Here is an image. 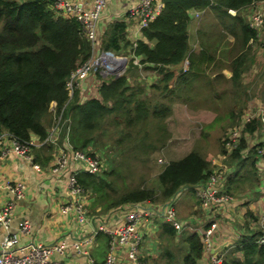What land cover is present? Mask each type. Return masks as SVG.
I'll list each match as a JSON object with an SVG mask.
<instances>
[{
    "label": "trees",
    "instance_id": "1",
    "mask_svg": "<svg viewBox=\"0 0 264 264\" xmlns=\"http://www.w3.org/2000/svg\"><path fill=\"white\" fill-rule=\"evenodd\" d=\"M259 1L164 0L161 14L142 31L143 38L134 50L127 39L128 21L113 22L104 33L100 47L117 55L131 56L129 65L151 70L160 76L158 83L151 85L152 92H146L141 86L131 85L126 73L119 77L96 73L101 80L97 96L83 90L84 86L89 89L88 77L70 97L67 84L72 73L92 54L80 24L56 10L54 0H0V130L23 140L35 135L44 141L62 114L60 138L68 135L69 143L76 150H86L91 156H97L96 152L87 148L111 132L114 142L126 149L119 152L120 166H114L110 172L102 166L99 174L78 176L90 192L92 208L100 207L102 213L108 214L129 204H166L180 191L204 184L212 174L211 161L200 151L192 150L184 158L169 162L157 177L155 188L127 189L116 196L113 191H117L118 185H112L111 176L131 171L134 166L128 159L142 160L149 150L168 145L170 134L166 119L171 116L174 96L183 99L188 92L199 91L201 78L207 80L217 99L220 97L217 92H246L244 63L249 50L245 51L255 42L256 32L244 16ZM207 10L214 12L221 33L226 30L235 39L229 51L232 62L227 66L232 74L230 78L223 72L212 78L206 72L205 65L216 59L219 41L211 38L213 45L204 42L198 54L189 43L191 11ZM185 64L188 68L181 72ZM250 65L251 62L248 68ZM229 83H232L229 89L222 88ZM53 103L56 107L52 110ZM249 108L239 119L231 116V130L241 131L239 147L229 152L224 142L227 135L222 140V155L230 157L232 162L238 161L237 166L248 161L242 158L248 147L246 136L258 137V133H263L260 116L244 123ZM258 147H264V141ZM177 234L170 223L161 225V237L168 246L174 245ZM263 235L254 233L247 237L224 257V264H264V245L259 244ZM184 239L186 253L183 249L177 253L167 251V257L162 256L168 260L167 264L200 263L204 254L201 237L193 233ZM236 252H241L243 259L234 257Z\"/></svg>",
    "mask_w": 264,
    "mask_h": 264
},
{
    "label": "crops",
    "instance_id": "2",
    "mask_svg": "<svg viewBox=\"0 0 264 264\" xmlns=\"http://www.w3.org/2000/svg\"><path fill=\"white\" fill-rule=\"evenodd\" d=\"M77 1L86 6L85 0ZM137 1L138 0H108L99 23V44L102 43L104 33L110 24L116 21H128L127 16L129 9L136 4ZM157 1L165 6L164 0ZM260 5L261 2L259 1L251 6V8H258ZM90 6L91 5L88 4L86 7L90 8ZM191 13L193 19L188 28L189 43L194 52L198 54L202 50L201 44H204V42H209L210 44L211 38H207L205 32H210L212 28L208 30L207 26L204 25L205 20L211 19L213 24L218 23V21L212 10L201 12L191 11ZM193 21H200V24L192 29ZM127 24V39L132 42V44L136 40L139 41L143 38L142 34H136L137 28L135 25ZM193 33L195 34L192 35ZM234 40L232 43H228L227 40V45H225L226 48L220 52V55L230 62H232V58L229 55V51L233 46ZM258 41L259 40H256L255 42ZM100 49L102 48L100 47ZM130 59L131 58H129V61ZM223 74H225V72H223ZM215 75L216 74L211 77L213 78ZM85 89H87L86 86H84L83 90ZM172 107H174V110L184 109V105L178 103H173ZM261 109L264 110V107L251 106L249 108V110L253 112ZM167 124L168 129L173 126L169 123V119L167 120ZM176 134L175 131L170 130V138L167 145V147H170L166 151H168L167 154L172 158L168 160V163L171 161H178L187 155L175 157L178 156L181 151L185 150L184 147L176 146ZM31 138L34 139L37 144L40 143L39 137L34 135ZM257 138H259V136L256 137V139ZM65 139L66 138L61 139L59 135L55 144H45L36 147L33 150L35 164H30L15 155H11L0 163V185L5 182L14 183L22 181L27 186L26 199L17 205L10 229L5 230L0 227V254L2 252L1 243L4 238L8 235L19 233V224L22 222H28L31 227V232L27 235L21 236L20 246L22 249L29 250L38 245L48 246L57 242H62L66 245L65 253L54 257V259H57L60 264H97L100 260L105 261L108 251L109 236L105 233H99L98 235L95 234L101 227H119L123 223V216L127 211V205L120 209L112 210L108 214H104L101 212L100 207H97L96 209L92 208L93 199H91L89 192L86 204L89 209L88 212L90 214L91 222L83 227L78 224L74 213H64L62 211V207L67 205L72 199L68 190V174L79 168V166L74 164L70 159L68 169L62 177L56 176L51 171L55 166L56 159L59 155L66 152L68 156H70V151L64 149L66 142ZM262 141H264L263 133L262 139L258 141V144L262 143ZM248 147H250V145H248ZM254 147L255 145L250 147L251 150H254ZM188 148L189 151L186 150L185 152L190 153L191 148ZM247 149L243 151L242 158H245L244 160H248V158L254 160L258 173H256V170L254 171L257 184H250V188L253 189L252 191H250V189L245 191L244 187L246 185L237 188L238 184L242 185V183L245 182L242 175L244 170H237L236 172L234 171L231 176L227 177V182L223 188V192H227L231 196L233 195V201L227 202L222 206H214L209 210L203 209L198 198L194 195L192 188L184 189L188 193H193V195H189L186 200L180 202L181 193L178 195L177 201H179V203L176 201V211L178 221L182 224L183 229L181 232L178 231L179 234H177V236L185 238L187 235L194 233L198 234L202 239V235L209 228V224L213 222L218 223V230L212 239L213 246L210 253L204 252L199 264H209L210 255L222 253L226 256L247 237L258 232L254 230L252 224H250L249 229L244 228L242 231L237 228V224L242 226L243 219L248 221V217H250L249 215L252 213L259 216L260 225V219L264 211V165L256 158L258 157L257 151H255L256 154H254L251 152L249 153ZM87 150L93 152L92 145L89 146ZM95 155L102 159L104 167L105 160L100 155ZM207 160L212 163V173L219 170H224L226 172L228 169V167L225 168L227 165L226 163L232 162L230 157L222 155L221 152L216 153V157L211 155L210 159L207 158ZM168 163H166L165 167ZM237 181L239 182L236 183ZM10 199V195L0 191V206ZM143 206L149 207L156 212H153L152 215L146 217L142 223V231L146 240L139 252V257L145 264H156L161 260L162 256L159 241L161 225L168 222L165 217L166 204L153 205L144 203ZM186 209H188L187 212H185ZM162 239L163 238L161 237V241ZM76 245H78V247ZM126 252L127 251L124 247L119 249L118 264H128L125 260ZM233 256L243 259V254L241 252H236Z\"/></svg>",
    "mask_w": 264,
    "mask_h": 264
},
{
    "label": "built area",
    "instance_id": "3",
    "mask_svg": "<svg viewBox=\"0 0 264 264\" xmlns=\"http://www.w3.org/2000/svg\"><path fill=\"white\" fill-rule=\"evenodd\" d=\"M85 4L77 0H54L53 7L63 15L74 18L81 26L84 37L92 45L91 56L72 73L68 82V90L73 95L74 89L81 87V83L93 73L116 74L119 73L120 66L126 59L118 56L108 50H99V23L107 6L108 0H85ZM164 5L157 0H138L128 12V23L135 25L136 34L142 31L155 21L161 14ZM250 26L256 32V37H264V5L260 7L257 13L249 18ZM138 40L132 44V50L136 49ZM129 58V57H128ZM127 58V59H128ZM134 63H138L137 60ZM120 75V74H118ZM260 116L263 124L262 132L264 133V110L253 112L248 111L245 124L252 121L255 117ZM62 114L58 116L55 124L50 130L48 137L37 144L34 139L23 140L8 131H0V163L15 155L22 158L30 164H35L33 150L38 146L45 144H55L61 131ZM64 149L70 151V156L66 152L59 155L56 159L55 166L51 169L53 174L62 177L69 166L70 159L74 164L79 166L73 172L68 174V190L71 195V201L62 207L64 213L72 212L80 226H85L91 222L90 214L86 204L89 191L80 183L78 176L82 173L96 175L102 171V159L99 156H91L86 151L76 150L69 143V137L66 136ZM225 147L229 152L238 148L241 142L240 129H234L227 133L224 140ZM72 147V148H71ZM260 154L264 155V147H261ZM224 170H219L210 175L204 184H198L192 189L195 192L202 208L209 210L214 206H222L227 202L233 201V198L223 188L227 182V175ZM0 191L11 196V199L0 206V227L9 230L14 218L17 205L26 199L27 186L24 182H5L0 185ZM181 193V191H180ZM180 193L178 195H180ZM178 195L166 203L165 217L177 231L181 232L182 224L178 221L176 211V201ZM144 203L129 204L126 207V213L123 216V223L116 228L101 227L95 235L105 233L109 236L108 251L105 258V264H118L119 249H126V262L128 264H145L140 260L139 252L142 249L146 238L143 235L142 223L146 217L156 212L149 207L143 206ZM150 204V203H145ZM262 233L264 234V211L260 219ZM218 230V223L213 222L202 235V242L205 253H210L213 246L212 239ZM19 233L8 235L1 243L2 252L0 254V264H60L57 255L65 253V243L57 242L52 245H38L29 250L22 249L20 238L31 232L28 222H22L18 226ZM90 242V241H89ZM259 244L264 245V235L260 238ZM78 247V245H76ZM225 255L222 253L210 255L209 264H224ZM95 264V263H94Z\"/></svg>",
    "mask_w": 264,
    "mask_h": 264
},
{
    "label": "rangeland",
    "instance_id": "4",
    "mask_svg": "<svg viewBox=\"0 0 264 264\" xmlns=\"http://www.w3.org/2000/svg\"><path fill=\"white\" fill-rule=\"evenodd\" d=\"M258 10L259 8L257 7L251 8L249 11L245 12L244 18H251V16L258 12ZM199 24L200 21H193L192 29L196 26H199ZM204 25L207 26L208 30L212 28L210 32H205L207 38H214L216 41H219L217 43L218 46L215 49L216 59L214 62L205 65L206 72H208V75L212 76L223 71L225 72L224 75L230 78L231 72L229 71L230 69H227V66L231 62L223 58L220 55V52L226 48L225 45H227V40L228 43H232L234 37L229 34L227 35V33H225L226 30H224V33H221L219 24H213L211 22V19L205 20ZM194 34L195 33H193L192 35ZM210 44L213 45V42L210 41ZM129 49L131 50V48ZM248 50L249 54L246 56L247 59L244 63V82L247 83L246 92H236V94H233L234 92H217V95L220 96L217 99L216 95H214V92H212V88L207 84V80L201 78L198 84L199 91H195L193 93L188 92L183 99L182 97L174 96L176 99L174 100V103L184 105V109L174 110V107H172V112L170 114L171 116L166 119V127L169 134L170 130L177 133L175 135V140L177 141H175L176 146L185 148V150L181 151L180 154L175 157H181L186 154L188 155L189 152H185L186 150L189 151L188 147L191 148V151H200L209 159L211 155L213 157H216V153L221 152L223 138L227 135L228 132L232 131L231 127L233 125L231 116L236 115V119H239L240 116L246 111V109L249 108V106L264 107V39H261L260 41L255 42L253 45H250L245 52H247ZM240 52L241 51H239L238 54L235 55V58L239 55ZM245 52L243 53V56L245 55ZM122 56L125 58L131 57L124 55ZM249 62H251V65L248 68ZM117 72L119 73H99L103 77L117 76L118 74H120L121 76L126 73L131 85H134L135 87L141 86L146 89V92H152L150 88L151 85L157 84L160 79V76L153 74L151 70H142V68L137 69L135 67H131L129 65V62L123 63V65L120 66ZM87 82L89 89H85L84 91L88 90L87 92L90 96H97L98 88L101 84V80L97 77V74L93 73L92 75H90ZM231 86L232 83L224 84L222 88L229 89ZM52 107H55V103H53ZM168 119L169 123L173 125L170 129H168ZM108 129L112 131L111 128ZM258 136L259 138L257 139L256 136H246L247 142L249 143L248 145H250V147L255 145L254 150H251L250 147H248L247 150L249 153L251 152L254 154H256L255 151H257L258 157L256 158L264 165V155L260 154L261 147H257L258 141L262 139V134L258 133ZM169 147L164 146L163 148L157 150H149L147 156L143 157L142 160L136 161L131 158L128 159L127 162L134 166L132 170L124 171L121 174L116 172L114 176H111L112 185H118V187H116L117 191H113L114 195L118 196L120 194H123L127 192V189L130 190L135 188H155L158 182L157 177L163 171L166 163H168V160L172 158L169 154H167L168 151H166L169 149ZM92 150L97 152L96 154L100 155L105 160L104 168H107L106 170L110 172L114 166H120L118 165L119 152L125 151L126 149H124L121 143L114 142L113 134L111 132H107L95 142V145L92 146ZM121 155L124 156V154ZM226 164L227 165L225 166V168L228 167L226 175L228 177L231 176L234 171L236 172L237 170H244V173L242 175L245 182H243L242 185L238 184L237 188L246 185L244 187L245 191L249 189L250 191H252L253 189L250 188V184H257V180L255 178L256 174L254 172L256 170L257 173L255 161L249 158L248 161H246L244 164L241 163V166L236 165L238 164V161L229 162ZM223 172L225 175V171ZM238 182L239 181H237L236 183ZM189 195H193V193H188L186 190H183L181 192L180 202L186 200ZM177 203H179V201H177ZM187 211L188 209L185 210V212ZM249 216L250 217H248V221H245L243 219V225L241 226L237 224V228L242 231V229L244 228L249 229L250 224H252L254 230L258 231L256 232L257 235H259V233H262L261 223L259 225V216L255 215L254 213ZM184 240V238H180V236H177L174 245L168 246L164 238L161 241L160 233L159 241L162 256L167 257V251L177 253L182 249L183 253L185 254V247H183L182 245ZM162 256L161 260L156 264H167L168 260L166 258H162Z\"/></svg>",
    "mask_w": 264,
    "mask_h": 264
},
{
    "label": "clouds",
    "instance_id": "5",
    "mask_svg": "<svg viewBox=\"0 0 264 264\" xmlns=\"http://www.w3.org/2000/svg\"><path fill=\"white\" fill-rule=\"evenodd\" d=\"M260 2H261V5L258 7L259 9H260V7H262V6L264 5V0H261ZM256 3H258V2H256ZM256 3H255V4H256ZM163 9H164V8H163ZM255 37H256V36H255ZM261 39H264V37H263V36H262L261 38H257V37H256V40H259V41H260ZM256 40H255V41H256ZM108 51H109V50H108ZM112 53H113V52H112ZM114 54H115V53H114ZM116 55H117V54H116ZM118 56H120V55H118ZM121 56H122V55H121ZM124 56H125V55H124ZM127 62H129V58L127 59ZM127 62H126V63H127ZM76 69H77V68H76ZM185 71H186V70H185ZM99 74H100V73H99ZM91 75H92V74H91ZM89 76H90V75H89ZM89 76H88V77H89ZM119 76H120V75H117V77H119ZM88 77H87V78H88ZM84 80H86V79H84ZM73 93H74V92H73ZM69 95H70V92H69ZM72 96H73V95H72ZM72 96L70 95V97H72ZM52 105H53V104H52ZM55 107H56V105H55ZM55 107H52V106H51V109L53 110ZM59 116H60V115H59ZM262 129H263V124H262ZM263 134H264V133H263Z\"/></svg>",
    "mask_w": 264,
    "mask_h": 264
},
{
    "label": "water",
    "instance_id": "6",
    "mask_svg": "<svg viewBox=\"0 0 264 264\" xmlns=\"http://www.w3.org/2000/svg\"><path fill=\"white\" fill-rule=\"evenodd\" d=\"M124 62L126 63L127 62V58L124 60ZM186 67H188V64H186ZM186 67H184L182 70H181V72H184L187 68Z\"/></svg>",
    "mask_w": 264,
    "mask_h": 264
},
{
    "label": "bare ground",
    "instance_id": "7",
    "mask_svg": "<svg viewBox=\"0 0 264 264\" xmlns=\"http://www.w3.org/2000/svg\"><path fill=\"white\" fill-rule=\"evenodd\" d=\"M205 252V251H204Z\"/></svg>",
    "mask_w": 264,
    "mask_h": 264
}]
</instances>
